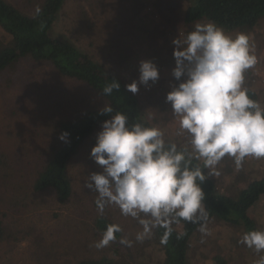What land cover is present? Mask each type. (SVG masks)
<instances>
[{"label": "rangeland", "instance_id": "obj_1", "mask_svg": "<svg viewBox=\"0 0 264 264\" xmlns=\"http://www.w3.org/2000/svg\"><path fill=\"white\" fill-rule=\"evenodd\" d=\"M7 1L21 9L30 3ZM159 1L161 13L155 3L150 6V0H65L50 33L91 55L126 84L137 81L140 61H153L159 69V80L147 87L139 85L141 111L155 120L154 127L165 138L197 156L187 134L179 131V117L163 100L164 93L180 82L172 76L176 48L173 40L184 39L185 6L181 0ZM238 33V29L225 32L232 37ZM249 38L258 63L246 70L243 86L256 90L264 105V17ZM101 106L93 89L60 75L47 62L27 57L0 72V220L6 230L0 240V264H76L82 258L102 255L114 256L120 264H159L163 255L162 246L153 240L155 228L143 242L137 241L136 235L143 231L141 223L122 215L115 205H107L99 212L98 193L85 187L91 173L102 171L90 155L102 127L85 139L68 163L72 190L67 200L58 201L52 188L33 189L34 179L51 157L52 147L63 142L58 122ZM216 171L219 175L211 177L216 190L237 197L248 182L264 177V159L248 157L238 169L234 160L226 156ZM249 214L256 228L264 231V195ZM99 216L122 229L120 240L103 248L95 247L102 238L94 222ZM139 219L149 217L141 214ZM245 233L242 224L210 219L191 235L186 264H258L264 251L244 245L241 241ZM218 256L223 262L216 260Z\"/></svg>", "mask_w": 264, "mask_h": 264}, {"label": "clouds", "instance_id": "obj_2", "mask_svg": "<svg viewBox=\"0 0 264 264\" xmlns=\"http://www.w3.org/2000/svg\"><path fill=\"white\" fill-rule=\"evenodd\" d=\"M176 46L172 76L180 81L166 95L172 114L179 117L180 133H186L203 168H193L186 154L176 144H167L164 133L142 123L129 125L123 112H116L103 121L102 130L90 155L102 168L93 172L85 187L98 193L97 209L117 206L121 214L139 218L143 231L136 240L143 242L151 229L163 226L171 233L173 220L197 223L207 218L203 205V182L219 175L216 166L228 156L239 169L246 158L264 159V108L250 98L245 88V72L257 63L254 44L245 33L235 37L225 34L214 22L196 24ZM159 80V69L151 60L139 64L138 81L126 85L136 94L139 85L149 86ZM116 81L106 85L103 95L118 91ZM113 113L106 105L102 114ZM59 139L69 142V133ZM118 225H110L95 244L103 248L116 239ZM203 231V228L201 229ZM130 243L129 241H122ZM250 249L264 251V231L253 230L242 241ZM264 264V257L258 261Z\"/></svg>", "mask_w": 264, "mask_h": 264}, {"label": "trees", "instance_id": "obj_3", "mask_svg": "<svg viewBox=\"0 0 264 264\" xmlns=\"http://www.w3.org/2000/svg\"><path fill=\"white\" fill-rule=\"evenodd\" d=\"M27 1L30 3L21 9L7 0H0V72L9 65L18 63L27 57L35 61L47 62L60 75L73 78L89 86L102 101L100 108L88 110L77 118L58 122L61 133L65 131L69 133V142H61L60 146L52 147L51 157L45 161L34 179L33 189L35 191L52 188L56 193L57 200L62 202L68 199L72 190L68 175L70 159L76 154L85 139L96 129L101 128L103 121L110 119L116 112L126 114L129 125L142 123L145 126L154 127L155 120L143 114L137 93L133 94L127 90L124 79L108 71L102 64L97 63L91 55L83 52L74 44L59 39L50 33L52 24L65 0ZM181 1L185 6L183 11L184 22L187 25V28L185 27L183 30L185 36L194 30L196 24L208 22H214L225 32L238 29L239 33L250 36L258 20L264 17V0ZM159 2V0H150L149 4L151 6L155 3V6L158 7L157 10H160L159 13H161ZM150 6H148L149 9H151ZM150 11L149 14L154 15V18L158 16ZM185 36L183 37L185 38ZM255 50L257 49L255 48ZM113 81L120 84L119 90H114L110 95H103L104 87ZM248 92L250 98L256 100L264 108V105L258 100L257 91L248 89ZM166 95L167 93H164L163 100H166ZM106 105L113 108V113L102 114ZM164 140L166 145L176 144L174 140L165 137ZM176 145L178 150H185L178 144ZM186 154L193 168L200 167L207 172L203 168L201 159H197V156H192L188 152ZM201 187L205 193L203 205L207 212L206 219L197 223L182 219L173 220L170 224L171 233L168 235L166 243H163L162 240L168 230L163 226L154 227L153 240L162 246L163 257L159 264H186L187 244L191 235L210 219L217 218L233 225L242 224L247 232L258 230L249 211L264 195V177L248 182L239 191L237 197L218 192L211 177L203 182ZM139 218H136L137 223H139ZM94 222L98 225V231L102 235L110 225H118L121 228L119 224L113 223L103 216L97 217ZM5 233V227L0 220V240L4 238ZM25 233L27 236L29 231ZM121 233L122 229L115 233L116 239L112 243L120 240ZM26 236L21 238L26 240ZM142 245L143 243L141 248ZM216 260L223 262L219 256ZM76 264L120 263L114 256L102 255L100 257L82 258Z\"/></svg>", "mask_w": 264, "mask_h": 264}]
</instances>
